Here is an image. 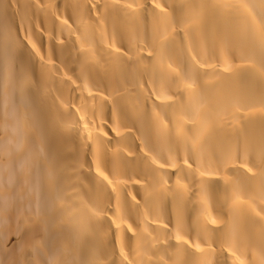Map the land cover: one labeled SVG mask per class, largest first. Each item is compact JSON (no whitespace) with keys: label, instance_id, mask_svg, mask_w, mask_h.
<instances>
[{"label":"bare ground","instance_id":"obj_1","mask_svg":"<svg viewBox=\"0 0 264 264\" xmlns=\"http://www.w3.org/2000/svg\"><path fill=\"white\" fill-rule=\"evenodd\" d=\"M0 264H264V0H0Z\"/></svg>","mask_w":264,"mask_h":264}]
</instances>
